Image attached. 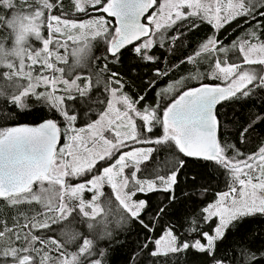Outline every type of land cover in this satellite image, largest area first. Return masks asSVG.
Listing matches in <instances>:
<instances>
[{
    "label": "snow or ice",
    "instance_id": "obj_1",
    "mask_svg": "<svg viewBox=\"0 0 264 264\" xmlns=\"http://www.w3.org/2000/svg\"><path fill=\"white\" fill-rule=\"evenodd\" d=\"M0 10V264H264V0Z\"/></svg>",
    "mask_w": 264,
    "mask_h": 264
},
{
    "label": "trees",
    "instance_id": "obj_2",
    "mask_svg": "<svg viewBox=\"0 0 264 264\" xmlns=\"http://www.w3.org/2000/svg\"><path fill=\"white\" fill-rule=\"evenodd\" d=\"M0 12H2V10H0ZM236 33H232L231 35H235ZM229 39H231V36H229ZM95 53L98 55L99 54V45L96 46L95 48ZM28 121H31L33 118L32 117H29L27 118ZM249 147H254V145H249ZM105 191L108 192L109 189L108 188H105ZM3 203V201H0V204ZM116 264H120V261H119V254H117V258H116Z\"/></svg>",
    "mask_w": 264,
    "mask_h": 264
},
{
    "label": "rangeland",
    "instance_id": "obj_3",
    "mask_svg": "<svg viewBox=\"0 0 264 264\" xmlns=\"http://www.w3.org/2000/svg\"><path fill=\"white\" fill-rule=\"evenodd\" d=\"M107 188V187H106ZM90 194L89 193H85V197L87 198ZM3 203H1L0 205H2Z\"/></svg>",
    "mask_w": 264,
    "mask_h": 264
}]
</instances>
